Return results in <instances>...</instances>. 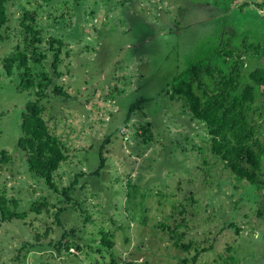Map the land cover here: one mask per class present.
<instances>
[{"label":"rangeland","instance_id":"1","mask_svg":"<svg viewBox=\"0 0 264 264\" xmlns=\"http://www.w3.org/2000/svg\"><path fill=\"white\" fill-rule=\"evenodd\" d=\"M8 5L11 39L0 46V156L6 151L12 160L1 163L0 193L5 189L28 215L0 219V264H111L106 248L98 251L103 232L115 243L117 264H264V189L253 193L238 180L212 154L206 127L192 119L184 99L168 93L177 74L218 52L242 53L248 71L264 68V0ZM24 9L39 10L42 50L50 37L64 44L58 83L69 96L51 94L43 102L45 120L69 150L56 174L58 192L24 162L22 116L36 97L19 89L20 77L7 76L2 63L21 44ZM72 183L67 201L61 191ZM44 201L46 209L32 211ZM226 223L235 226L222 230ZM165 227L186 232L192 248L174 246Z\"/></svg>","mask_w":264,"mask_h":264},{"label":"trees","instance_id":"2","mask_svg":"<svg viewBox=\"0 0 264 264\" xmlns=\"http://www.w3.org/2000/svg\"><path fill=\"white\" fill-rule=\"evenodd\" d=\"M9 1L0 0V46L11 39L8 31L11 17ZM38 16V9H24L20 21L21 44L12 47L2 63L7 76L20 77L19 89L32 91L36 97L27 104L22 116V136L18 145L24 162L34 178H42L50 190L58 192L56 174L62 163L68 160L69 150L45 120L43 102L51 94L69 96L58 83L64 44L62 39L50 37L48 48L42 50L45 31L38 26ZM48 53L52 56L49 57ZM45 62H50V70ZM38 66L43 69L41 72H35L34 68ZM169 87V94L184 99L192 119L206 127L212 154L219 157L238 180L246 182L253 193L264 189V68L248 71L242 53L233 50L225 54L218 52L213 60L198 62L177 74ZM134 109H130L127 121ZM11 160L12 157L2 151L0 168L1 163L8 164ZM75 186L76 183H72L62 189L67 201L71 200ZM17 206L18 202L5 196L3 189L0 193V219L4 222L24 221L28 213L18 212ZM48 206L47 201L37 203L32 211L40 214ZM234 226L226 223L221 229ZM165 230H170L174 246L186 252L192 248V243L185 242L187 233L179 232V227H165ZM109 236L103 232L102 247L98 251L102 253L106 248L112 258L111 264H117L112 253L115 243ZM61 247L62 242H59L56 248L60 252ZM69 249L68 246L66 250ZM227 261L233 262L234 259L228 257Z\"/></svg>","mask_w":264,"mask_h":264}]
</instances>
